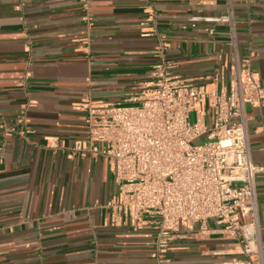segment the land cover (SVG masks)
<instances>
[{"label":"crops","instance_id":"obj_1","mask_svg":"<svg viewBox=\"0 0 264 264\" xmlns=\"http://www.w3.org/2000/svg\"><path fill=\"white\" fill-rule=\"evenodd\" d=\"M225 2L0 0V264H159L154 223H110L118 186L107 160L71 150L86 137L82 103L125 102L161 59L209 89L228 85L236 59L264 86V0H231L235 54L227 24L189 21L224 14ZM245 112L252 161L264 167V99ZM255 193L264 260V172ZM208 226H181L163 264L241 256Z\"/></svg>","mask_w":264,"mask_h":264},{"label":"built area","instance_id":"obj_2","mask_svg":"<svg viewBox=\"0 0 264 264\" xmlns=\"http://www.w3.org/2000/svg\"><path fill=\"white\" fill-rule=\"evenodd\" d=\"M225 3L224 14L193 15L189 21L227 24L235 54L231 0ZM263 99L258 77L236 59L231 79L221 89L170 75L161 59L150 80L125 102L82 103L86 137L71 150L107 160L118 186L117 198L106 204L110 223H154L153 256L159 264L181 226L192 224L203 234L210 221L240 247L239 258L221 264H264L255 193L264 167L252 161L245 112ZM49 147L59 148L58 140Z\"/></svg>","mask_w":264,"mask_h":264},{"label":"rangeland","instance_id":"obj_3","mask_svg":"<svg viewBox=\"0 0 264 264\" xmlns=\"http://www.w3.org/2000/svg\"><path fill=\"white\" fill-rule=\"evenodd\" d=\"M193 118V116H191V119ZM193 120V119H192ZM199 142V141H198Z\"/></svg>","mask_w":264,"mask_h":264}]
</instances>
